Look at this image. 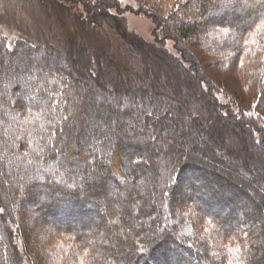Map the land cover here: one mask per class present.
Returning a JSON list of instances; mask_svg holds the SVG:
<instances>
[{
	"label": "trees",
	"instance_id": "16d2710c",
	"mask_svg": "<svg viewBox=\"0 0 264 264\" xmlns=\"http://www.w3.org/2000/svg\"><path fill=\"white\" fill-rule=\"evenodd\" d=\"M44 1L81 44L0 38L2 264H264V1L136 0L149 43L121 0Z\"/></svg>",
	"mask_w": 264,
	"mask_h": 264
},
{
	"label": "rangeland",
	"instance_id": "374dc122",
	"mask_svg": "<svg viewBox=\"0 0 264 264\" xmlns=\"http://www.w3.org/2000/svg\"><path fill=\"white\" fill-rule=\"evenodd\" d=\"M263 1L264 0H244L242 4L247 5L253 2V3H256L257 6H260ZM42 2H43V5H49V6H47V8L45 6L42 7L41 5ZM58 2L61 3L60 0H58ZM121 4H122V10L124 13L123 18L125 19L130 32L134 36L141 38L143 41L147 43L154 42L155 41V36H154L155 26L149 17L143 14H139L137 12L138 5H137L136 0H121ZM52 8H54V4L52 1L48 3L44 0L43 1L42 0H0V38L6 39L9 46L19 41L30 39L33 42L38 43V44L43 43L45 45L47 44L58 45L61 48V50L65 49L66 47L65 43L67 42V44H70L71 47H73V50L76 49L78 53L79 52L78 44H81V43H79L76 40L77 39V35H76L77 25L73 18H74V15H78L82 13L81 12L82 7L79 5H75L74 10L70 14V16L65 15L67 18L64 17L62 20L58 19L57 13L59 14V12L57 13L54 12L53 11L54 9L52 10ZM229 10L231 11L230 8ZM57 11H58V8H57ZM232 37L235 38L236 35H233ZM70 38H71V41L69 40ZM84 38L87 42L92 43L93 45L95 44L98 45V42L96 41V38L93 34L87 35L86 33L82 36L83 41H84ZM111 38H113L116 41L113 33L111 35ZM209 38L211 39L212 36L210 35ZM199 42L202 43L204 41H202L201 39L199 40ZM166 47L170 52L174 54H178L176 47L171 41L166 42ZM192 51L197 53L198 50H196L193 47ZM117 55L119 59L122 60L120 62L125 63L126 56L120 51L117 52ZM212 61L213 60L211 58H206V60H204V63H209V62L212 63ZM68 63L70 64V62L68 61V56H67V59L65 60L63 64L68 65ZM68 69H70V67H68ZM209 73L213 76V78L218 80L220 83L227 84L230 87V89H232L234 92L239 93V94L242 93V84H241L239 77L236 75V73L223 74L220 71H218L217 73H214L213 71H209ZM253 154L254 156H257L258 151L255 150ZM239 169L240 170H238L237 172V177H240V179H243L244 181H247L250 184H259L257 177H255L253 174L252 175L247 174L244 169L243 170L245 172L241 171L242 170L241 167ZM90 172H91V175L88 176L89 179L95 180L94 176L96 174H99V171L95 168H90ZM259 176L263 177L264 173L260 172ZM233 177H236V176H233ZM52 179L54 181H57L56 175H54ZM260 188H261L260 190L262 191H258V192L262 193L264 191V185L262 184ZM251 193L253 192L251 191ZM138 201L141 202L142 197H140ZM24 206L26 207L27 211L23 214V217L24 219L27 217V220H28L31 213L34 211L35 205L24 203ZM239 212L242 213L244 212V210H241L240 208ZM135 214L137 213L135 212ZM135 217L137 221L134 222L133 228L140 229L141 228L140 222L144 220H140V218L137 215H135ZM257 221L258 220H256V222ZM109 223L111 225L116 224L118 227H120V224H122V221L120 220L119 222H115L114 219H110ZM161 223L163 225L167 223L166 214L163 215V219ZM34 224L36 225V221L33 223L30 221L31 227L35 226ZM257 232H260V231L257 230ZM142 235H145L142 231L139 234H137L136 241L139 239H142ZM141 242H144V241H141ZM0 264H2L1 261H0Z\"/></svg>",
	"mask_w": 264,
	"mask_h": 264
}]
</instances>
